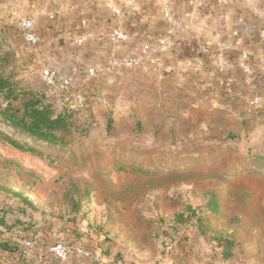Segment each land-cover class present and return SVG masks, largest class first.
<instances>
[{"label":"rangeland","instance_id":"obj_1","mask_svg":"<svg viewBox=\"0 0 264 264\" xmlns=\"http://www.w3.org/2000/svg\"><path fill=\"white\" fill-rule=\"evenodd\" d=\"M1 25L0 76L16 86L21 99L39 94L56 112L68 106L78 115L76 130L64 137L67 144L27 139L42 146V158L0 140V253L14 254L18 239L47 236L50 247L77 248L99 239L98 254L113 257L108 264L130 263L134 250L143 251L147 264H162L174 260L182 245L195 254L192 264H264V109L216 113L209 125L179 113L171 123L161 107L146 103L94 112L84 94L63 98L74 86L65 92L46 87L41 67L25 60L30 48L17 21L10 38ZM1 108H7L2 94ZM0 129L28 138L7 125L1 110ZM210 191L221 201L217 218L206 206ZM234 219L242 229L229 224ZM4 259L0 255V263Z\"/></svg>","mask_w":264,"mask_h":264},{"label":"crops","instance_id":"obj_2","mask_svg":"<svg viewBox=\"0 0 264 264\" xmlns=\"http://www.w3.org/2000/svg\"><path fill=\"white\" fill-rule=\"evenodd\" d=\"M129 2L138 7H127L126 14L116 16L114 10ZM167 4L172 11L170 20L163 15ZM0 14L5 16L0 20L2 33L9 38L19 17L34 18L41 42L37 48L29 47L25 60L74 75L75 91L63 98L72 101L84 94L87 107L94 112L103 106L135 110L146 103L161 107L171 116L166 118L171 123L179 113L182 119L200 118L209 125L216 113L236 115L249 107L251 97L264 91V0H2ZM114 28L131 33V40L112 44L109 35ZM156 34L168 40L161 73L118 71L105 75L111 58L133 53L144 38ZM205 59L223 62L225 68L220 71L212 63H199ZM244 59L254 67L261 66L251 83L240 67ZM91 67L100 68L104 75L90 83L85 73ZM99 117L95 115L96 120ZM26 242L18 239L14 254L2 251L5 259L1 263L60 264L54 261L47 236L37 237L31 248ZM80 246L93 254L101 253L99 239ZM141 246L147 247L144 243ZM180 247H176L174 260L166 259L162 264H192L189 260L195 254ZM142 252H130L127 264H147ZM110 258L112 255L101 256V263L108 264ZM72 259L79 264L96 261L74 254Z\"/></svg>","mask_w":264,"mask_h":264},{"label":"built area","instance_id":"obj_3","mask_svg":"<svg viewBox=\"0 0 264 264\" xmlns=\"http://www.w3.org/2000/svg\"><path fill=\"white\" fill-rule=\"evenodd\" d=\"M125 3V2H124ZM128 8L138 7L136 2L128 3L127 5H123V7H119L114 10V13L118 17H122L123 14H126ZM171 7L167 4L164 8V18L166 20L171 19ZM17 26L21 31V35L25 44H27L31 48H37L41 42L40 36L38 35L36 29V22L32 16H22L17 21ZM138 31H141L140 29ZM139 33V32H138ZM143 32H140V34ZM264 34V31H263ZM131 33L122 30L120 28H114L110 32L109 41L114 45L125 44L131 40ZM82 40H77V43L80 44ZM168 48V40L165 37H160L159 35L155 36H147L142 40L140 46L133 51V53L124 56L111 58L110 67L105 70V75L112 72L118 71H142V72H154L155 74H159L163 70V62L162 55ZM202 65H212L219 69L220 71L225 68L223 62L215 61L211 62L210 60H201ZM240 67L245 74L247 81L252 82L258 71L261 69V66L254 67L250 63H247L246 60H242L240 63ZM86 80L88 82H93L101 77L103 74L102 70L98 67H91L86 70ZM104 75V74H103ZM41 79L43 84L49 89H53L56 91L65 92L75 86V76L71 74H65L60 70L45 65L41 68ZM111 83H115V81L111 80ZM80 98V96H79ZM248 105L251 109L255 111H261L264 109V91L261 94H256L250 98L248 101ZM73 108V107H72ZM26 247H33V241H27ZM176 248V246H170L169 249ZM50 252L61 263H69L72 259L73 254L84 259V260H97L102 261L100 255L93 254L85 250L84 248L77 247L75 249H71L68 245L63 243H58L53 245L50 248Z\"/></svg>","mask_w":264,"mask_h":264},{"label":"trees","instance_id":"obj_4","mask_svg":"<svg viewBox=\"0 0 264 264\" xmlns=\"http://www.w3.org/2000/svg\"><path fill=\"white\" fill-rule=\"evenodd\" d=\"M0 94L3 95L7 106L5 109H0L5 118V122L10 128L18 129L28 137L25 139H17L0 129V140L17 151L42 158L46 155L42 146H35L29 142V140L53 147L58 143L67 144L68 140L64 137L71 136L76 130L75 117L78 115V112L72 107L67 106L63 111L56 112L53 106L47 103L44 96L33 93L26 94L23 96L24 98L21 99V95L17 93L16 86L10 80L1 76ZM20 99L22 103L14 108L13 102L19 101ZM20 106L23 107V110L19 112L18 109ZM87 132V134H89V131ZM142 168L143 167H137L136 169L143 170ZM207 196L210 197L206 206L210 207L212 218H217L222 213L219 196L215 191L208 192ZM233 222H235L234 225H232ZM240 222L241 221L238 219H234L231 220L229 224L234 227L235 230H240L243 228ZM3 223L2 221V224ZM223 244L224 242L221 240L220 245L225 248ZM146 246L149 247L150 244L148 245L147 243ZM231 246H233V244H231ZM224 256L226 260L231 258L232 250L227 253L224 252Z\"/></svg>","mask_w":264,"mask_h":264},{"label":"water","instance_id":"obj_5","mask_svg":"<svg viewBox=\"0 0 264 264\" xmlns=\"http://www.w3.org/2000/svg\"><path fill=\"white\" fill-rule=\"evenodd\" d=\"M23 110V107L21 106L19 109H18V111L20 112V111H22Z\"/></svg>","mask_w":264,"mask_h":264}]
</instances>
